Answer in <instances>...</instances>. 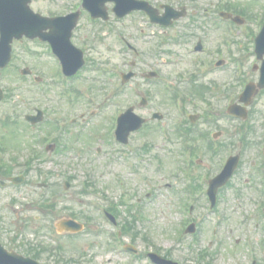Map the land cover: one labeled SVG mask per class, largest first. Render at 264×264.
<instances>
[{"label":"rangeland","instance_id":"obj_1","mask_svg":"<svg viewBox=\"0 0 264 264\" xmlns=\"http://www.w3.org/2000/svg\"><path fill=\"white\" fill-rule=\"evenodd\" d=\"M159 1L165 3L167 1L171 4L176 2L175 0L157 2ZM177 1H181L179 6L184 5L191 11L197 7L200 11L199 19L197 22L181 21L167 31H161L160 33L164 35L163 45H161L162 39L161 41L157 37L149 39L159 45L157 62L164 74L177 76L184 75L188 69L195 70L197 65H194L192 59L198 57H204L206 59L204 62L213 65L217 60L216 54L220 51L223 58L227 62L230 61L229 64L218 71L199 74L197 80L203 81L206 85L223 80L225 94L237 90L234 73L235 61L239 59L244 65L246 80L257 78L255 73L251 76L255 57L248 55L252 45L246 39V37L248 40L254 39V34L247 31L253 27L254 21L247 20L244 26L238 27L236 32L239 34L232 46H227L224 42V39L229 37L226 26L215 22L218 11L227 3L247 7L252 3L251 0ZM262 4L263 2L260 3L261 6ZM69 5H71L70 0H65L64 4L62 0L61 3L59 0H36L32 8L43 15L52 16L66 13ZM260 9V7L256 8L251 16L261 14ZM207 12L214 13L215 16L212 15L207 21L200 19L202 14ZM111 21L100 28L91 26L86 19L80 23L75 40L85 49L86 57L94 63L91 64L89 61L87 71L71 85L81 91L79 101L75 98L78 93H73L75 99L72 103L68 96H64L59 90L60 81L56 63L50 57L46 45L27 40L15 42L13 45L14 58L10 65L12 68L0 76V88L6 95L9 93L8 98L0 103V120L6 117L19 120V127L30 138V143L35 141V147L40 133L54 132L51 124L55 126L60 121L67 125V143L70 140L71 142L69 150L45 153L30 171L28 184L20 187L12 184H6L5 187L0 185V229L4 231L2 240L7 243L12 236L19 237L24 228L28 238L33 239L34 243L54 247L56 243L52 239H57L65 248V258L71 256L73 252L82 262L68 261L64 264H150L145 258H134L133 255L122 251V243L136 245L140 255L150 249L158 250L157 253L162 256L168 253L170 259L181 264H204L199 263L196 257L202 252L208 253V257L211 253L214 264H253L254 261L256 264H264V196L260 191L264 176L259 174V171L264 169L263 148L259 145V143L264 145V95L254 100L253 106L250 107L252 111L258 113L253 121L256 127L251 137V142H256L258 147L254 145L249 146L248 150L241 147L236 149V152L240 150L244 155L242 168L232 182V186L219 197L218 210L210 213L205 196H191L194 192L188 189L192 178L187 177L185 170L184 173L181 172L186 168L182 155L184 139L175 135L171 141H167L156 124H150L148 128V131L151 128L156 130L153 135L144 136L145 131L142 134L132 135L131 150L114 145L109 139L108 133L113 117L118 111H125L128 107L134 106L138 114L142 113L139 111V101L131 89L123 90V94L117 99L114 96L110 100L108 94L106 95L107 89L116 82V78L109 76V72L115 66L126 71V61L132 58L123 49L119 33H115L117 28L118 32H122L132 43L136 42L137 45L147 48L145 42L137 38L135 26L142 21L138 17H129L123 22L115 19ZM158 29L159 27H156V31ZM197 37H202L206 41L205 48L208 49V54H188L190 46L196 43ZM182 38L188 40L185 42ZM148 55L151 57L150 54ZM164 61L170 62L171 65L163 66ZM26 67L33 70L34 75L44 79V90L32 86V79L20 74V70ZM135 84L140 88L143 87L138 79L134 81ZM146 88L156 90L153 95L154 102L162 107L166 124H169L171 129L174 128L178 115L174 113L170 101H165L161 94L162 88L164 89L163 84L160 82L157 85H148ZM9 89L12 92H9ZM208 101L220 105L219 109H223L226 96L218 97L209 93ZM34 108L42 109L45 112V119L42 124L32 129L24 117L33 114ZM82 114L85 116L80 121ZM73 119L78 122L72 123ZM199 125H201L199 128L205 132L210 128L227 131L231 128L226 121L215 122L213 126L204 121ZM15 132L12 135L13 145L21 141L20 131L15 130ZM194 137L201 143L199 155L204 161V166L200 169L193 168L192 175L196 177L203 173L214 176L220 170V163L225 157L224 152L212 154L207 149L203 150L205 134L194 132ZM143 138H147L148 145L144 149H139ZM0 139L5 142L2 137ZM159 145L170 150L158 149ZM99 149L100 153L97 152ZM5 152L3 161L6 162L15 155L19 156L22 162L27 154V150L21 151L19 155L14 154L12 150ZM2 156L0 154V158ZM253 162L256 164L252 166ZM69 177L72 181L70 189L66 191L65 181ZM119 179L126 183L129 191L127 195H122L123 189L118 185ZM2 181L7 182L0 176V183ZM41 183L46 184L47 188L39 187ZM236 189L239 193H236ZM84 190H87L88 194L83 192ZM94 190L96 192H93ZM149 193L152 194L151 198ZM137 200L142 201L141 211L145 215L143 221L134 222L140 238L132 241L128 236H120L119 240L116 235L120 229L113 228L102 218L98 206L105 208L110 203L121 201L131 205ZM39 203L48 206V210L42 209L43 214L39 211ZM193 205L192 218L199 228L201 226L196 238L185 234L191 218L187 207L190 209ZM71 215H75L76 220L86 226V231L74 238L66 234H58L55 229L58 220L71 218ZM135 215V213L129 216L122 215L121 222L124 223L125 218L130 222V217ZM18 239L22 242H18L16 246H9L22 252L23 237ZM249 243L252 244L251 252L248 248ZM55 260L51 259V264Z\"/></svg>","mask_w":264,"mask_h":264},{"label":"water","instance_id":"obj_2","mask_svg":"<svg viewBox=\"0 0 264 264\" xmlns=\"http://www.w3.org/2000/svg\"><path fill=\"white\" fill-rule=\"evenodd\" d=\"M121 15H124V13H122ZM12 41V37L11 38H8L6 39V43H10ZM259 42V48H260V51L263 52L264 51V32L263 34L261 35L260 39L258 40ZM82 64H79L78 66L80 67ZM40 119H34L33 121L34 122H38ZM63 226H68L71 230L73 231H79L81 230V226L74 223V222H62ZM167 264H171V263H167Z\"/></svg>","mask_w":264,"mask_h":264},{"label":"flooded vegetation","instance_id":"obj_3","mask_svg":"<svg viewBox=\"0 0 264 264\" xmlns=\"http://www.w3.org/2000/svg\"><path fill=\"white\" fill-rule=\"evenodd\" d=\"M146 17V16H145ZM144 16H143V18H145ZM199 99V98H198ZM197 99V100H198ZM192 101H193V96H189L188 94H186L184 97H183V103L187 106V109H190L189 108V106H190V104L192 103ZM200 101V100H199ZM220 133H222V136H221V139L220 140H223V139H225V138H228L229 139V136L225 133V132H220ZM219 147H220V149H223V147H224V145L221 143L220 145H219Z\"/></svg>","mask_w":264,"mask_h":264}]
</instances>
